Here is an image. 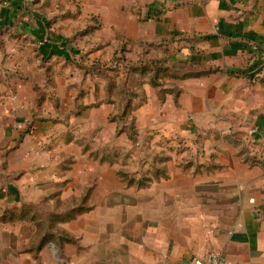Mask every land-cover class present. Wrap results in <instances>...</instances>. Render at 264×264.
I'll use <instances>...</instances> for the list:
<instances>
[{
  "label": "crops",
  "instance_id": "crops-1",
  "mask_svg": "<svg viewBox=\"0 0 264 264\" xmlns=\"http://www.w3.org/2000/svg\"><path fill=\"white\" fill-rule=\"evenodd\" d=\"M78 1L81 13L50 20L27 0H1L0 27L39 41L42 58L73 60L72 35L91 40V63L137 44L174 70L164 80L177 94L160 102L148 80L161 78L145 76L128 179L71 128L36 121L41 131L24 133L30 96L0 106V264H192L208 250L264 264V0ZM103 97L91 89L87 128L110 136ZM36 201L49 224L32 217Z\"/></svg>",
  "mask_w": 264,
  "mask_h": 264
},
{
  "label": "rangeland",
  "instance_id": "rangeland-1",
  "mask_svg": "<svg viewBox=\"0 0 264 264\" xmlns=\"http://www.w3.org/2000/svg\"><path fill=\"white\" fill-rule=\"evenodd\" d=\"M27 1L32 12H44L50 20L57 18L59 14L81 13L78 0ZM8 31L4 26L0 27V106H17L22 95L30 96L31 100L26 101L31 105L28 109L29 116L25 119L31 122L30 125L23 126L24 133L30 135L32 131H38L39 127L34 125L36 121L47 122L57 129L71 128L78 135V143L80 142L85 148L88 145L98 154H104L110 159H119L115 172L123 179L131 178L135 168L137 171L139 167L134 161L137 142H139L134 111L147 102L143 82L148 79L144 80V78L153 75L156 79L161 78L155 80L154 84L151 83L152 80L151 82L148 80V83L157 90L158 99L163 102L167 92H171L174 97L177 94L176 88L168 86V81L164 80L165 75L171 74L174 70H168L163 60L158 65V62L151 61L153 59L147 53H138L135 46L137 44H125L120 51L117 49L119 44L115 52L101 54L103 57L95 55L92 59L94 63H91L85 47L86 44L93 43L88 40L89 38L74 35L68 36L63 42L64 45L76 42L74 44H77L79 53L74 54L73 60L56 55L42 58L38 49L39 41L15 36L10 32L11 29ZM87 80L106 81L104 83L100 81L92 86L86 85ZM22 83L24 86L26 84V89L20 91L18 88L23 86ZM91 89L96 95H100L101 90L104 92V97L98 101V104L105 103L111 110L107 115L110 125L114 128L110 136L109 133L97 136V129L93 131L87 128L90 120L89 116L85 115V108L91 104L89 98ZM239 154L244 159L253 156L250 155L247 145L239 148ZM3 168L4 164L0 163V171ZM39 203L30 202L28 206L30 211L35 210L30 214L34 219H39L40 224L47 225L52 215L38 212L37 206L44 208V205L40 207ZM49 231L47 228V237L50 235Z\"/></svg>",
  "mask_w": 264,
  "mask_h": 264
},
{
  "label": "built area",
  "instance_id": "built-area-1",
  "mask_svg": "<svg viewBox=\"0 0 264 264\" xmlns=\"http://www.w3.org/2000/svg\"><path fill=\"white\" fill-rule=\"evenodd\" d=\"M191 262L192 264H232L221 252L216 250L205 251L201 256L193 257Z\"/></svg>",
  "mask_w": 264,
  "mask_h": 264
},
{
  "label": "trees",
  "instance_id": "trees-1",
  "mask_svg": "<svg viewBox=\"0 0 264 264\" xmlns=\"http://www.w3.org/2000/svg\"><path fill=\"white\" fill-rule=\"evenodd\" d=\"M157 69H159V68H157ZM155 78H156V76H155ZM250 159V161L252 162V163H256L257 162V160L256 159H254L253 157L252 158H249ZM123 175V174H122ZM122 177H124V176H122ZM133 181V179H129V181H128V183H130V182H132Z\"/></svg>",
  "mask_w": 264,
  "mask_h": 264
}]
</instances>
